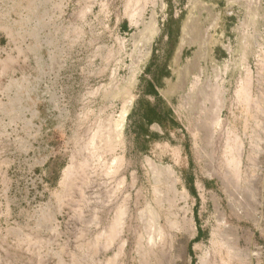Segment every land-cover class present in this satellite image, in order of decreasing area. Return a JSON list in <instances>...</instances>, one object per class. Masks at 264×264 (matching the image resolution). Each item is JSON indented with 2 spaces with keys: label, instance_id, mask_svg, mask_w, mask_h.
<instances>
[{
  "label": "rangeland",
  "instance_id": "374dc122",
  "mask_svg": "<svg viewBox=\"0 0 264 264\" xmlns=\"http://www.w3.org/2000/svg\"><path fill=\"white\" fill-rule=\"evenodd\" d=\"M0 264H264V0H0Z\"/></svg>",
  "mask_w": 264,
  "mask_h": 264
},
{
  "label": "trees",
  "instance_id": "16d2710c",
  "mask_svg": "<svg viewBox=\"0 0 264 264\" xmlns=\"http://www.w3.org/2000/svg\"><path fill=\"white\" fill-rule=\"evenodd\" d=\"M151 67L152 65H149L146 70V72L151 75V79L148 81L143 80V88H145V94L148 93L150 95H153L155 99V104L151 105L150 103H145L143 100H141L137 105V109L135 110L136 116L135 120L133 121L135 141L137 142V144L146 143V139L156 137L148 134V127L151 124L156 123L161 127H165L167 122L170 121L168 120V114L166 112H163L162 109L159 107L161 101L155 94L156 84L158 83V76L155 75L154 72L150 71ZM154 68L156 69L158 67Z\"/></svg>",
  "mask_w": 264,
  "mask_h": 264
},
{
  "label": "bare ground",
  "instance_id": "6f19581e",
  "mask_svg": "<svg viewBox=\"0 0 264 264\" xmlns=\"http://www.w3.org/2000/svg\"><path fill=\"white\" fill-rule=\"evenodd\" d=\"M172 190V189H171Z\"/></svg>",
  "mask_w": 264,
  "mask_h": 264
}]
</instances>
